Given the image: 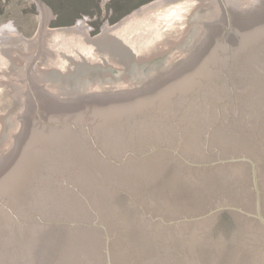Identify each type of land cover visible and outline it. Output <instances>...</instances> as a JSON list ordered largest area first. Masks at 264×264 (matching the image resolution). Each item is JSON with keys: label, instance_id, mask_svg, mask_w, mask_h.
Segmentation results:
<instances>
[{"label": "water", "instance_id": "obj_1", "mask_svg": "<svg viewBox=\"0 0 264 264\" xmlns=\"http://www.w3.org/2000/svg\"><path fill=\"white\" fill-rule=\"evenodd\" d=\"M0 22V264H264V0H153L101 33Z\"/></svg>", "mask_w": 264, "mask_h": 264}, {"label": "rangeland", "instance_id": "obj_2", "mask_svg": "<svg viewBox=\"0 0 264 264\" xmlns=\"http://www.w3.org/2000/svg\"><path fill=\"white\" fill-rule=\"evenodd\" d=\"M51 12H58V20L49 22L52 27H74L83 17L92 18L86 28L89 35L101 33V26H112L133 11L153 0H43ZM41 3L32 0H0V22L17 20L24 24L26 38L36 36L39 31Z\"/></svg>", "mask_w": 264, "mask_h": 264}]
</instances>
